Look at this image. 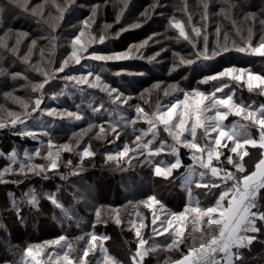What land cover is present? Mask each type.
<instances>
[{"label": "snow or ice", "instance_id": "6c2138e0", "mask_svg": "<svg viewBox=\"0 0 264 264\" xmlns=\"http://www.w3.org/2000/svg\"><path fill=\"white\" fill-rule=\"evenodd\" d=\"M119 3L122 6L116 14V23H120L131 8V0H119ZM217 3L220 5L218 11L215 10ZM107 4L108 0H104L103 5H91L86 18L80 20L78 25H73L67 44V49L70 50H67V54L58 63L51 58L45 62L44 48H40L41 60L35 64H30V60L33 50L38 46V40L47 39L50 56L54 55L58 37L51 33L62 27L66 15H71L75 9L83 5L79 0H60L59 3L56 0H41L35 4L32 0H6L0 4V26L11 16L28 15L35 18L38 24L43 23L51 30L48 36L31 39L23 53L21 45L29 38L28 32L14 31L11 27H6L3 36H0V49L29 65L31 70L42 78L38 82L29 81L31 92L37 94L34 100L7 94L22 111L3 109V114H0V130H6L19 137H30L34 141L40 137H48L46 145L41 141L39 147L24 150L22 156L15 148L7 153L0 152V159L5 160L4 165L0 166V185L12 184L20 187L25 181L33 178L47 181L58 177L61 181H67L70 175L79 176L85 160L90 162L97 155L91 147L92 139L106 140L111 136L110 142H115L120 139L122 131L131 127L135 134L132 141L135 147H130L129 143L124 142L122 149L104 154L105 163L112 169L123 172L130 170L132 159H136L137 164H148L155 176L165 179L172 175L173 170L183 167L185 172L181 176L182 187L188 197V202L181 211H167L166 206L155 195L139 201L145 208L153 209L158 206V210L166 211L164 219L160 218L157 211L152 212L151 232L153 236L167 234V237L162 245H150L141 235V230L147 227L145 217L141 212H136L139 222L128 220L129 230L136 238L133 242L135 251L130 258L131 264H148L146 258L161 249L180 253V258L175 259L174 264H252L248 257L257 246L261 249L258 255L264 258V103L257 105L255 101L245 103L240 98L234 99L236 89L230 86V82H243L249 93L258 90V95L264 96V75L254 74L247 68L236 66L224 67L212 74H203L205 70L200 67L233 51L264 58V0H258L257 3H253V0H197L195 11L190 7L188 0H182L180 10L186 16V20L177 19L174 14L168 12L170 5L167 0H154L132 23L122 25L112 33L108 30L112 29L113 25L104 24L99 34H94L92 26L96 24L101 8ZM49 5L55 8V16L51 11L46 12V6ZM156 15L166 20L163 33L154 32L146 39L131 43L119 51H105L94 47L105 45L108 39H119L124 32L142 28ZM194 16H198L199 19L194 20ZM214 16H222L230 21L235 35L240 38L239 41L231 38L229 32L222 30L217 24L212 34L215 37L214 42H210L208 27ZM168 29L175 30L178 36L168 37ZM169 39H174L178 43L182 39L190 46L189 52L182 55L165 47L164 43ZM9 40L14 42L10 44ZM154 45H159V49L146 57L145 50ZM169 51L173 58L168 68L169 76L176 73L180 67L192 71L199 68L202 75L195 87L191 85L183 87L179 81L167 84L158 81L140 92L138 97H133L126 94L127 89L123 84L113 86L101 74L108 65H112L120 67L119 71L112 73L115 77L145 75L143 72H128L123 62L146 60L148 64L161 63V57ZM82 61L94 62L100 70L96 71L95 66L88 65L85 72L73 74L71 69L75 65H81ZM194 65L196 68H193ZM0 77L11 80L29 79L27 75H22L19 71H10L2 64ZM182 79L187 80V77ZM57 80H63L65 84L59 93H53L51 99H57L68 92L83 93L86 86L105 94L109 106L115 105L117 110H126L123 106H127L134 115L127 118L121 115L119 120L112 119L113 112L105 107L103 99L98 102L89 101L87 107H83L85 102L82 101L81 105L74 106L75 110L47 106L42 108L46 92L56 86L53 82ZM210 83L209 90H201L202 85ZM225 89L228 91L225 92ZM153 91L162 92L164 97L171 96L172 99L164 103L158 98L155 109L151 111L146 110L141 103L135 102L139 99L147 104L145 97L151 95ZM218 93L221 95L218 96ZM88 111L91 112L90 117L85 115ZM33 114L46 115L52 120L73 122L87 120L88 123L86 128L73 132L69 142L54 145L49 131L45 130L38 136L27 127V121L36 118ZM230 115L240 117L249 123L236 122L226 125L224 122ZM104 116L108 119H102ZM97 119L101 122H94ZM141 121L147 127L137 131L135 125ZM161 126L163 132L171 138L170 146L164 138L155 143L160 137ZM249 128L257 130L258 138L250 134ZM95 129L98 131H94ZM198 129L202 130L201 135L205 139L203 145L197 139ZM89 133L92 135L88 143L82 150L77 151L78 163L73 164L71 159L61 162V154L80 149L84 137L89 136ZM213 133L216 134L214 137ZM222 141H225L223 145ZM228 141L231 142V147ZM246 146L259 151L260 158L255 164V170L246 168L245 157H250V151ZM166 147L168 154L173 158L168 162L157 159ZM181 148L189 151V159L193 163L184 165L180 157ZM224 149H227V152ZM129 153H132V156H129ZM36 158L44 162L35 163ZM229 166L234 171L230 170ZM61 168H69L70 171L63 173L60 172ZM193 185L195 189L201 190V195L211 198L209 204L202 206L199 199L193 197ZM60 192L59 186L56 193H38L34 187H30L19 200L10 192L6 202L0 205V213L9 212L15 217L14 223L23 224L24 206L27 205L30 210L39 212L40 200L47 199L54 208L60 210L65 220L76 221L75 206L86 198L85 193L78 188L75 189L70 194L71 204L66 206L58 196ZM95 216L93 229L96 223H106L101 220L100 209L95 210ZM115 223L117 225L122 223L119 215L115 217ZM0 228L7 231V226L3 223H0ZM108 239L107 235L97 234L95 231L74 237L60 234L40 244H28L18 260H9L5 257L0 259V264H89L86 258L89 257L90 251L93 255L97 251L100 253L95 264H121L119 260L109 255L108 249L103 246V242ZM73 240L85 241V245L76 248ZM181 245L187 247V253L181 249ZM7 247L15 257L13 249L18 246L8 243ZM45 249L51 251L45 254ZM42 255H45V259H38ZM163 264H170L169 259H165Z\"/></svg>", "mask_w": 264, "mask_h": 264}, {"label": "trees", "instance_id": "16d2710c", "mask_svg": "<svg viewBox=\"0 0 264 264\" xmlns=\"http://www.w3.org/2000/svg\"><path fill=\"white\" fill-rule=\"evenodd\" d=\"M60 1V0H59ZM83 1V0H81ZM95 1V0H89ZM6 0H0V4L5 3ZM35 4L38 0H32ZM258 0H253V3H257ZM168 4L170 5L168 12L170 14H174L173 10L177 4L176 0H169ZM180 6L182 7V3L179 1ZM135 8V7H134ZM138 8V7H137ZM135 8V9H137ZM192 8V7H191ZM194 11V7L192 8ZM255 10V9H253ZM19 12V10H16ZM80 12L79 17L75 19L76 23L82 20V16L86 15L87 13L83 10L78 8V12ZM134 12V11H133ZM175 15V14H174ZM177 18L186 20V16H184L183 12L178 15H175ZM22 17L24 19H22ZM219 18V16H218ZM217 20V16L214 17ZM103 20L105 22H114L115 21V7L113 0H108V4L103 9ZM165 25H166V20ZM78 23L76 25H78ZM164 25V30H165ZM6 27H11L14 31H26L29 33V38H26L21 45V53L25 52L26 45L30 43L31 39L37 38L40 36H48L50 33V29H48L47 25L41 23L38 24L36 19L28 16V15H15L9 17L5 22H2V26H0V36H3V32ZM144 27V26H143ZM142 28L135 29L129 31V34H135L141 32ZM232 24L230 21L224 19V28L232 34L230 35L231 38L236 39L239 41V37L235 35V30H232ZM63 29H56L52 35L58 37L57 39V58L61 52V48L58 47ZM70 32V29H68ZM168 37H175L178 36V33L173 29H168L167 31ZM258 39V36L256 37ZM182 41V39H181ZM14 40H9V43H13ZM183 45H178V42L174 39H169L165 42L166 47L176 49L182 55H186L189 50L190 46L184 42ZM40 48H44V61L46 62L49 58L53 59L55 62H59L55 59L56 56H50V45L47 39H39L38 46L33 50V55L30 60V64H35L41 60ZM230 54L240 56V59H235L232 57V64L237 65L239 67L247 68L251 72L259 73L260 75H264V67H260L259 65H254V63H247L250 59H248L249 55H245L242 53L230 52ZM260 59L261 58L259 57ZM220 60V59H218ZM247 60V61H245ZM220 62V61H219ZM228 62V61H227ZM226 61H221L222 64L225 65ZM211 63V62H208ZM207 63V64H208ZM0 64L8 67L10 71H19L22 75H27L28 80H23L17 78L16 80H11L10 78L0 77V110L6 108L8 110H15L17 112L22 111L20 106L15 103L11 96L7 95L11 93L15 96H20L22 99L25 100H34L37 94L32 93L30 90L29 81L31 82H38L42 79L38 73H35L31 70L29 65L24 64L21 60L16 57H13L10 53H5L3 49H0ZM195 66V65H194ZM193 66V68H195ZM203 67V66H202ZM218 65H213L211 67H203L204 73L203 74H212L215 72ZM184 68V67H183ZM180 69V68H179ZM84 69H81L80 66L75 65L71 72L73 74L81 73ZM100 69L97 68V71ZM185 72H188L189 78L193 76L191 80H196L201 77V72L196 68L195 71L190 69H182ZM197 70L199 71L197 73ZM218 70V69H217ZM62 75V74H61ZM176 75V73H175ZM186 81V80H183ZM111 82V81H110ZM56 86L50 90H48L45 94L44 103L41 107H52V108H68V103H56V100L59 99H51L50 97L53 93L63 86V81L57 80L53 82ZM7 84V86H5ZM112 84V82H111ZM192 87L196 86V82L191 81L188 83ZM188 85V86H189ZM211 83L207 86H210ZM230 86L234 87L240 95L237 98H245L249 99L254 97L256 99H262L264 96L258 95V91L249 93L247 90L246 84L243 82H230ZM47 87V86H46ZM94 90V89H92ZM94 93L98 97L101 98L103 93H100L98 90H94ZM77 96V95H76ZM77 98V97H76ZM236 98V99H237ZM246 103V102H245ZM74 105V104H73ZM75 106V105H74ZM75 109V107H74ZM45 119L48 120L46 125H42V130H47L51 134V139L54 141L56 136L61 135H70L71 133L77 131L80 128L86 127L87 124L84 122H77L72 124V126L65 125L64 121H55L52 118L45 116ZM34 119H32L33 121ZM100 121L99 119L95 120L94 122ZM58 122V123H57ZM55 124H58L57 126ZM30 130L37 131V125H32L29 127ZM253 129V128H252ZM133 133L130 127L122 131L123 135L127 138L129 133ZM134 135V133H133ZM39 136V135H38ZM254 138H258V135L253 136ZM48 137H40L38 140H32L30 137H19L12 135L10 132L6 130H0V152L7 153L11 149L15 148L17 145L25 146L27 150H32L36 147L41 145V141L46 145ZM250 151V161H247L248 168L251 170L255 163L259 160L260 155L257 149H252L248 146ZM45 149H42L44 151ZM99 152V150H98ZM23 154V153H22ZM100 155V153H98ZM22 156V155H21ZM78 156L71 157L73 162L78 160ZM101 155L99 156V158ZM180 157L184 163V165L191 164L192 161L189 159V151L187 149H180ZM70 158V159H71ZM101 161V159H100ZM35 163H43L44 161L36 158ZM61 162H64L61 161ZM87 162V160H86ZM103 161H101L102 163ZM5 160L0 159V165H4ZM102 174H110L114 178L112 182H118L121 178L123 183L119 182V188L125 191V188L134 189V195L130 197L127 194H124L121 199L110 201L108 199L107 193L103 195L102 188L100 184L106 182L104 178H99V182L96 181L93 177L91 178L92 174L97 172ZM70 171L69 168H61L60 172L68 173ZM185 172V168H180L173 170L172 175L165 179L164 177H158L153 174V170L151 167H135L131 168L128 171H116L111 167H83V171L80 173L79 176H68L67 181H61L58 177L53 178L50 180H40L38 178H33L30 181H25L23 185L20 187H16L12 184L7 185H0V205H3L7 198L8 193H14L17 200H19L22 194L30 187H34L38 193L43 192H53L57 189V186L61 188V192L58 193L59 198L61 201L68 206L72 202L71 193L75 189H80L82 192L85 193L86 198L81 200L79 204L75 206V213H76V221L69 222L64 219L62 213L59 209L54 208L47 199L40 200V211L36 212L34 210H30L27 205L24 206V217L25 223L21 224L18 222H13L15 217L13 214L9 212H2L0 213V223H3L7 226V231L0 228V259L7 257L9 260L19 259L23 255L24 249L27 247L28 244L49 240L52 237H56L60 234H67L70 237L83 235L84 233L95 231L97 234L107 235L109 239L103 242V246L108 249L109 255L115 257L117 260L121 262V264H131L130 258L131 255L135 251V244L133 243L136 239L134 233L129 230L130 225L128 224V220L132 219L139 222V218L136 216V212H141L145 217V224L147 225L146 228L141 230V235L149 241V244H160L162 245L166 241L167 234L165 236H153L151 232V219H152V212L153 209L145 208L142 204L134 202L136 200H141L149 195H155L165 206L167 211H181L185 204H187L183 193L185 192L183 187H180V183L182 182L181 176ZM95 181H91V179ZM124 179H127L126 181ZM129 182L131 184L128 183ZM87 185V187H86ZM117 185V184H116ZM115 185V186H116ZM87 188V189H86ZM117 188V187H115ZM90 189H92L91 195ZM195 190V189H194ZM198 193L199 201L201 205H207L211 202V198H206L200 194V191H195ZM114 197V195L112 196ZM111 197V198H112ZM146 199V198H145ZM128 200V202H126ZM131 201V203H129ZM110 204L112 207H105V205ZM121 206V207H120ZM123 206H125L123 208ZM123 208V209H122ZM100 209L101 212V220L106 221V223H96L95 228H92V224L96 221L95 210ZM158 209V206L156 207ZM115 210V211H113ZM163 211V215L165 216L166 211ZM165 212V213H164ZM119 215L122 223L117 225L115 223V217ZM55 217V218H54ZM10 233V235H9ZM187 235V233H186ZM87 239V237L85 238ZM73 240L74 247L82 248L85 245V241L76 242ZM10 243L11 245H17L18 247L14 248L13 251L15 252V257L12 255L11 252L8 251L7 244ZM198 244V241H197ZM181 249L187 253V247L185 245L180 246ZM261 249L257 246L251 254H249V260L252 261V264H259L255 262L256 253L259 252ZM49 251L47 249L45 254ZM59 251V250H58ZM75 256V253L72 254ZM100 253L97 251L95 255H93L90 251L89 257H87V261L89 264H95V261L99 258ZM180 257V253L176 251H164L161 249L159 252L154 253L147 257L148 264H163L165 259L173 260Z\"/></svg>", "mask_w": 264, "mask_h": 264}, {"label": "rangeland", "instance_id": "374dc122", "mask_svg": "<svg viewBox=\"0 0 264 264\" xmlns=\"http://www.w3.org/2000/svg\"><path fill=\"white\" fill-rule=\"evenodd\" d=\"M168 1L169 0H167V3H168ZM176 1H177V4H176L173 12H174L175 15H178V14H180L182 12L180 10L181 6L179 4V1L182 3V0H176ZM39 2H41V0H38L37 3H39ZM56 2L59 3L60 1L56 0ZM113 2H114V7H115V21L109 23V22H105L103 20V9H104V7H102L101 10H100V13L98 15L96 24L92 26V31H93L94 34H99L100 28L104 24L113 25V28L108 30L109 33H112V32H115L116 30H118L122 25L126 26V25L132 23L134 21L135 17L138 16L139 13L141 11H143L148 5L153 3L154 0H131L130 11L125 13V16L121 19L120 23H116V14H117V12L119 11V8L122 5H120L119 0H113ZM188 2H189L190 7H192V8L194 7V11H195V6L197 4V0H188ZM79 3L81 5H83V7H79V9H81V11L84 10L87 13L86 15L82 16L83 17L82 19H84L90 13V6L91 5H93V4H101V5H103L104 0H95V1H91V2L89 0H83V1L79 0ZM134 7L135 8L138 7V8L135 9ZM219 7H220V5L217 3L215 5V10L218 11ZM47 11H51L53 16L56 15L55 8L51 7L50 5L46 6V12ZM77 12H78V8L75 9L71 13V15H66L65 21L62 23V27H59L60 29H63L61 36H59V39L61 37V40H60V42L58 44L59 45L58 47L61 48V52H60L58 58H57V51L56 50H55V53H54V56H56L55 59L56 60L59 59L58 61H60L67 54V50H70V49H67V44H68V41H69V33H71L73 31V25H76L78 23V21L76 23L75 19L80 18L79 17L80 12L79 13H77ZM214 17H213V19H212V21H211V23H210V25L208 27V32L210 34L209 35L210 42H214L215 37L212 34H214V32H215V27H216L217 24H219L221 26L222 30L228 31V30H226L224 28V18L222 16H219V18H218V16H217V20H215ZM22 19H24V18L22 17ZM177 19H179V18H177ZM198 19H199L198 16H194V20H198ZM164 23H165L164 18L156 15V16L153 17L152 20H150L148 23H146L144 25L143 30L141 32H138V33L130 35L129 31H127V32H124L119 37V39H108V40L105 41V45H94V47H98V48H100L102 50H105V51H107V50H117V51L123 50L124 48L127 47V45H129L131 43H138V42L146 39L148 36L152 35L154 32L163 33L165 31L164 30V25H165ZM231 28L233 30V27H231ZM68 29H70V32L68 31ZM228 32H229V34L230 33L232 34V32H230V31H228ZM232 36H233V34H232ZM160 38L163 39V37H160ZM56 43H57V41H56ZM179 44L183 45V42L180 41L178 43V45ZM164 46L166 47L165 43H164ZM159 47H160L159 45H154L153 47H150V48L146 49L145 52H144V55L146 57L152 55L154 51H157L159 49ZM170 49L172 51L178 52V50H176V49H172V48H170ZM232 57H235V59H240V56H238L237 54L233 55V54H230V53H226L222 57H217L215 61H212L211 63L205 64V65H201L200 67L203 68V67H211L213 65H218V67L216 68L215 71L222 70L224 67H228V66L239 67L237 65H233L232 64L233 63V62H231L232 61L231 60ZM218 59H220V60H218ZM248 59H250L249 62H247L248 64L249 63H254V65H259L260 67H264V60L263 59H260L259 57H254V56L249 57ZM172 60H173L172 54H171V51H169V52L163 54V56L161 57V63L148 64L146 62V60H133V61L123 62V64L126 66V69H127L128 72H130V73L143 72V73H145V75H129V76H126L124 78L115 77V76L112 75V73H114L116 71H119L120 67L119 66H112V65H108L106 67V70L103 73H101V74L107 80L108 83L111 84V82H112L113 86H116L117 84H123L124 87L127 89V93L126 94H131L133 97H138L140 92H142L144 89L150 88L153 83L158 82V81H162V82H164L166 84L179 81L181 86H183V87H187L189 85L188 83H190L191 81L197 82L198 79L191 80L193 78V76H191L189 78L188 72H185L184 70H182V69H184L183 67H180V69H178V71L176 72V75H175V73H173L172 76H169L168 68L171 66ZM221 61H226V62L228 61V62L225 63V65H224V64L221 63ZM245 61H247V60H245ZM88 65L95 66L96 67V71H97V68H99V66L95 65L94 62H91V61H82V64L78 65V66H80L81 69H84L82 72H85L87 70V66ZM197 69L200 70L199 68H197ZM198 70H197V73L199 72ZM77 74H79V73H77ZM254 74H259V73H254ZM182 77H187V80L183 81L184 79H182ZM200 78L201 77H199V79ZM246 79H247V77L245 76V80ZM61 81H63V80H61ZM64 84H65V82L63 81V86L61 88H59L56 91V93H59L61 91V89L64 87ZM210 87H211V85L210 86L202 85L201 86V90H209ZM224 91L227 92L228 89H225ZM254 92L256 93V91H254ZM217 95L220 96L221 94L218 93ZM237 95L238 96L240 95V92H238V90L235 91L234 99H236L238 97ZM158 98L164 103H166L169 99H172L171 96L170 97H164L162 92L153 91L151 93V95H146V97H145V99L148 101L147 104H144V102L139 100V99H137L135 102L141 103L142 106H144L146 110L151 111V110L155 109V104H156ZM181 98H182V96H181ZM102 99L105 101V107L109 108V111L113 112L112 119L119 120L121 115H123L126 118L129 117L130 115H134V112H132V110H130V109H127V106H123V109H126V110H117L115 105L109 106L105 94H103L101 96V98H100V97H98L96 95V93H94V90L88 89L86 86H85V92H83V93L80 92V91H76L75 94H73L72 92H68L67 94L60 95L59 99L56 100V103H58V102L59 103L67 102L68 103V109L69 110H75L74 109V105H81L82 101L85 102L83 104V107H87V102H89V101L98 102V101H100ZM240 99L243 100V98H241V97H240ZM243 101L246 102V103H252L253 101H255V103L258 105L260 103H264V98L262 97V99H256L254 97H251L249 99L245 98V100H243ZM3 109H6V108H3ZM10 111H15V110H10ZM0 114H3L2 110H0ZM33 115L36 118L33 121H32V119L28 120L27 121V127L28 128L31 127V124L32 125H37V128L39 130H37L35 132L39 135L40 133L45 131V130H42L41 127L46 125L48 123V120L45 119L46 115H41V116H37V114H33ZM85 115L90 117L91 116V112L88 111V112L85 113ZM102 119L106 120V119H108V117L104 116ZM55 121H64L65 125H67V126H72V124L77 123V122L68 121V120H55ZM79 122L80 123L84 122L86 124L88 123L87 120L79 121ZM100 122L101 121H97L96 123H100ZM236 122H239V124H248L249 123L248 121L242 120L240 117H235V116H232V115H230L228 120H226L224 123L226 125H231L232 123H236ZM55 125L57 126L58 124L54 123L53 127H55ZM86 127H83V128H86ZM105 127H107V125H105ZM146 127H147V125L144 124L142 121L138 122L137 125H135V128H136L137 131L139 129H141V128H145L146 129ZM80 129H78L75 132H79ZM130 129H132V128L130 127ZM32 131H34V130H32ZM94 131H98V129H95ZM132 131H133V129H132ZM159 131H160V137H158V140L155 143H158L160 138H164L165 140H167L168 145L170 146L171 143H172L171 138L167 136V133L163 132L162 126H161ZM201 131L202 130L198 129L197 139H198V142L201 145H203L205 143V139L202 137ZM248 131L250 132V134L252 136L258 135L257 130L255 128H253V129L249 128ZM133 133L130 132L127 135L128 137L124 138L126 136H124L123 133L121 132L120 139L116 140L115 142H110L112 140L111 136H109L108 139H106V140L92 139L91 140V147H92V150H94L97 153V155L94 158H92L90 162L88 160L86 162V160H85V162L83 164V167H109V165L105 163L104 154L106 152H108V151L115 152V151H118V150L122 149L124 142L129 143L130 147H135V145L132 144V141L135 139V134L133 135ZM91 135H92V133H89V136L84 137V141L82 142V144L80 146V149H75L71 153H62L61 154V161H63V160L66 161V160L70 159L71 157L75 156V154L77 155V151L82 150V148L88 143L89 137ZM215 135L216 134L213 133L212 137H214ZM71 137H72V133L70 135L56 136L54 138L55 140L53 141V143H54V145H60V144L69 142ZM72 143L74 144V140L72 141ZM223 143H225V141H222V145H223ZM227 143H228L229 147H231V142L228 141ZM246 148L248 149V146H246ZM15 149L22 155L23 151L26 150V147L22 146V145H17L15 147ZM98 150H99V152H98ZM54 151H55V149H54ZM224 151L227 152V149H224ZM98 153H100V155H101L100 158H99L100 155H98ZM129 156H132V153H129ZM251 158L252 157H245V161L246 162L250 161ZM100 159H101V161H103L102 163H101ZM139 159L142 160L143 157H139ZM157 159H163L166 162H168V161H171L173 158L168 154V149L166 147L165 151L163 153H161V156L158 157ZM222 159H223V157H222ZM71 160L73 161L72 158H71ZM76 163H78V160L73 162V164H76ZM215 163L216 162L214 161V164ZM131 164H132L131 168H135V167H150L146 163L143 164V165L137 164L136 163V159H132ZM0 166H3V165H0ZM247 166H248V163H246V167ZM229 169L234 171V169H231V166H229ZM96 171L97 172L92 174L91 178L93 177L98 182H99V178H104L105 180H107L106 182H103V184H100V185H101V188L103 190L102 191L103 195L107 193L108 199L110 201L113 202V200L121 199V197H123L124 194H127V193H128V195L130 197H132V195H134V193H135L134 189H129V187H128V188H125V191H123L122 189L119 188V185H120L119 182H120V180L122 178L118 182H112L114 180V178L112 176L110 178V174H102V173H99V170H96ZM94 179H91V181H95ZM122 180H121L120 183H123ZM124 180L126 181L127 179H124ZM128 183L131 184L129 182V179H128ZM182 183H183V181L180 183V187H182ZM86 187H87V185H86ZM115 187H117V188H115ZM194 189H195V186L193 185V197L199 199L198 193L195 192V191H197V189H195V190ZM91 191H92V189H90V192ZM199 191H201V190H199ZM54 193H56V189H55ZM94 194L91 192V195H94ZM113 195H114V197H112ZM183 195L185 197V200L188 202V197H187L186 191L183 193ZM145 198H143V199H145ZM143 199H141V200H143ZM141 200H136L134 202L139 203V201H141ZM126 202H128V200ZM129 202H131V201H129ZM105 207H112V206L110 204H107V205H105ZM124 207L125 206H123V208ZM154 211H157V214L160 216L161 219L165 218V216L163 215V211L162 210H158V209L154 208ZM54 238L55 237H52L50 239H54ZM40 243H42V241L34 242V243H31V244H40ZM46 250L47 249H45L44 252ZM49 251H51V250L49 249ZM260 252H261V250L256 253V257H255L254 260H255L256 263L264 264V258H262V257H260L258 255V253H260ZM28 259L30 260L31 258L29 257ZM38 259H45V255H42L41 257H38Z\"/></svg>", "mask_w": 264, "mask_h": 264}, {"label": "crops", "instance_id": "0c3cea01", "mask_svg": "<svg viewBox=\"0 0 264 264\" xmlns=\"http://www.w3.org/2000/svg\"><path fill=\"white\" fill-rule=\"evenodd\" d=\"M251 170H255V167H253ZM179 258H180V257H179ZM176 259H178V258H176ZM174 261H175V259L170 260V264H174Z\"/></svg>", "mask_w": 264, "mask_h": 264}]
</instances>
